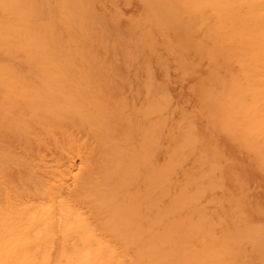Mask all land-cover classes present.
I'll list each match as a JSON object with an SVG mask.
<instances>
[{
    "label": "bare ground",
    "instance_id": "1",
    "mask_svg": "<svg viewBox=\"0 0 264 264\" xmlns=\"http://www.w3.org/2000/svg\"><path fill=\"white\" fill-rule=\"evenodd\" d=\"M0 264H264V0H0Z\"/></svg>",
    "mask_w": 264,
    "mask_h": 264
}]
</instances>
